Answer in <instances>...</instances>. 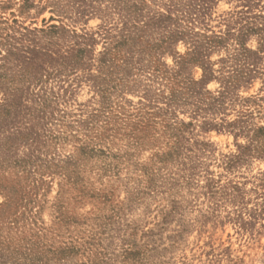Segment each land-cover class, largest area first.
Instances as JSON below:
<instances>
[{
    "label": "rangeland",
    "instance_id": "374dc122",
    "mask_svg": "<svg viewBox=\"0 0 264 264\" xmlns=\"http://www.w3.org/2000/svg\"><path fill=\"white\" fill-rule=\"evenodd\" d=\"M0 264H264V0H0Z\"/></svg>",
    "mask_w": 264,
    "mask_h": 264
}]
</instances>
